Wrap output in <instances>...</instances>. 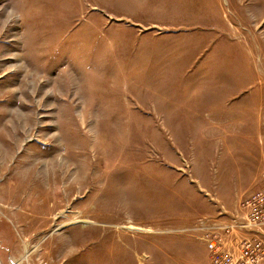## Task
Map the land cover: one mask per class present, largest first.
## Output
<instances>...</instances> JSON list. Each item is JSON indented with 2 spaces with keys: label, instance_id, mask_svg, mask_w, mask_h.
Wrapping results in <instances>:
<instances>
[{
  "label": "rangeland",
  "instance_id": "obj_1",
  "mask_svg": "<svg viewBox=\"0 0 264 264\" xmlns=\"http://www.w3.org/2000/svg\"><path fill=\"white\" fill-rule=\"evenodd\" d=\"M263 184L264 0H0V264H210Z\"/></svg>",
  "mask_w": 264,
  "mask_h": 264
},
{
  "label": "built area",
  "instance_id": "obj_2",
  "mask_svg": "<svg viewBox=\"0 0 264 264\" xmlns=\"http://www.w3.org/2000/svg\"><path fill=\"white\" fill-rule=\"evenodd\" d=\"M242 218L235 216L229 221L207 219L202 236L210 254V264H261L264 261V184L242 200ZM259 228L260 237L243 240L238 252H233L224 242L226 236L238 228Z\"/></svg>",
  "mask_w": 264,
  "mask_h": 264
},
{
  "label": "bare ground",
  "instance_id": "obj_3",
  "mask_svg": "<svg viewBox=\"0 0 264 264\" xmlns=\"http://www.w3.org/2000/svg\"><path fill=\"white\" fill-rule=\"evenodd\" d=\"M48 177H46L47 179ZM54 183V182H53ZM47 184V183H46ZM57 184V183H56ZM55 185V184H54ZM49 186V185H48ZM54 189H57V188H54ZM68 200V199H67ZM136 227H133V226H130V229H134ZM137 229V228H136ZM28 248V247H27ZM30 250V249H29ZM26 251V250H25ZM34 252V251H33ZM29 252H26L24 255H28Z\"/></svg>",
  "mask_w": 264,
  "mask_h": 264
}]
</instances>
